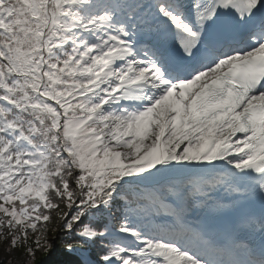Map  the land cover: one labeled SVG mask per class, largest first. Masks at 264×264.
<instances>
[{"label": "snow or ice", "instance_id": "1", "mask_svg": "<svg viewBox=\"0 0 264 264\" xmlns=\"http://www.w3.org/2000/svg\"><path fill=\"white\" fill-rule=\"evenodd\" d=\"M57 248L264 264V0H0V264Z\"/></svg>", "mask_w": 264, "mask_h": 264}, {"label": "trees", "instance_id": "2", "mask_svg": "<svg viewBox=\"0 0 264 264\" xmlns=\"http://www.w3.org/2000/svg\"><path fill=\"white\" fill-rule=\"evenodd\" d=\"M107 221L105 220H100L97 223L98 227H102L103 224H105ZM52 233L50 232L49 235H51ZM95 255V252H94ZM65 256L62 253V251H60L59 248L55 249L52 254L46 258H44V254L43 252H37L36 254V260L40 261V264H54L55 261H58L60 259H64ZM5 259H7V257H5Z\"/></svg>", "mask_w": 264, "mask_h": 264}]
</instances>
